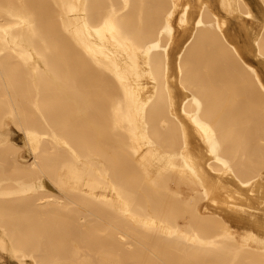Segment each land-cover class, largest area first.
I'll list each match as a JSON object with an SVG mask.
<instances>
[{"label":"bare ground","instance_id":"6f19581e","mask_svg":"<svg viewBox=\"0 0 264 264\" xmlns=\"http://www.w3.org/2000/svg\"><path fill=\"white\" fill-rule=\"evenodd\" d=\"M262 2L0 0V264H264Z\"/></svg>","mask_w":264,"mask_h":264},{"label":"crops","instance_id":"0c3cea01","mask_svg":"<svg viewBox=\"0 0 264 264\" xmlns=\"http://www.w3.org/2000/svg\"><path fill=\"white\" fill-rule=\"evenodd\" d=\"M248 5L251 6V8L253 9L255 16L249 17L246 15L241 16V21L250 28V30L252 31H247V32H243L241 34V36L244 39V44L242 46V54L244 56H251L250 55V49H256L257 44H255V42L252 40V35L255 34L256 32H260L261 31V27H262V21L260 19L257 18V16H259L262 12H263V2L264 0H244ZM245 11V9H244ZM231 26L235 29L238 30V23L235 20H231ZM238 32V31H237ZM255 32V33H254ZM264 61L259 60L256 61L257 66H260L261 64H263Z\"/></svg>","mask_w":264,"mask_h":264},{"label":"rangeland","instance_id":"374dc122","mask_svg":"<svg viewBox=\"0 0 264 264\" xmlns=\"http://www.w3.org/2000/svg\"><path fill=\"white\" fill-rule=\"evenodd\" d=\"M8 131L9 134L11 135V137L16 140L17 142H19L20 144H23V137L22 134L13 126H9L8 127ZM14 263V262H13ZM12 263V264H13Z\"/></svg>","mask_w":264,"mask_h":264}]
</instances>
